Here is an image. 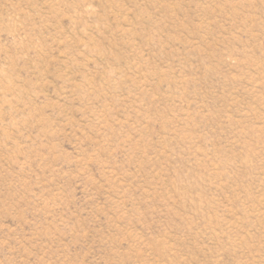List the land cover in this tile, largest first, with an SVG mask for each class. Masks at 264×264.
Masks as SVG:
<instances>
[{
  "label": "rangeland",
  "instance_id": "obj_1",
  "mask_svg": "<svg viewBox=\"0 0 264 264\" xmlns=\"http://www.w3.org/2000/svg\"><path fill=\"white\" fill-rule=\"evenodd\" d=\"M0 264H264V0H0Z\"/></svg>",
  "mask_w": 264,
  "mask_h": 264
}]
</instances>
